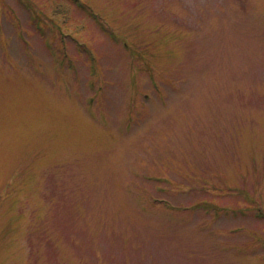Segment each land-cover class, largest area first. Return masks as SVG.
<instances>
[{
	"label": "rangeland",
	"instance_id": "rangeland-1",
	"mask_svg": "<svg viewBox=\"0 0 264 264\" xmlns=\"http://www.w3.org/2000/svg\"><path fill=\"white\" fill-rule=\"evenodd\" d=\"M0 264H264V0H0Z\"/></svg>",
	"mask_w": 264,
	"mask_h": 264
}]
</instances>
